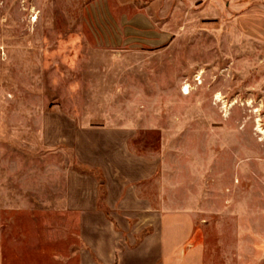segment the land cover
<instances>
[{
  "label": "crops",
  "instance_id": "crops-1",
  "mask_svg": "<svg viewBox=\"0 0 264 264\" xmlns=\"http://www.w3.org/2000/svg\"><path fill=\"white\" fill-rule=\"evenodd\" d=\"M45 1L53 46L27 50L62 91L6 131L36 160L0 177V264H264V0ZM18 216L53 217L37 255Z\"/></svg>",
  "mask_w": 264,
  "mask_h": 264
},
{
  "label": "rangeland",
  "instance_id": "rangeland-1",
  "mask_svg": "<svg viewBox=\"0 0 264 264\" xmlns=\"http://www.w3.org/2000/svg\"><path fill=\"white\" fill-rule=\"evenodd\" d=\"M44 5L45 3H41L40 0H0V177L23 176L28 175L29 169L33 171L30 166L32 161L36 160V153L28 144L19 146L21 143L19 137L8 135L6 131H31L29 123L36 120L38 110L43 108L42 103L53 108L57 103L59 90L62 91L54 87V72L43 71L45 61L53 57L36 55L34 50L28 54L27 50L53 46L52 40L33 38L38 32L52 33L53 26L47 22L59 16L55 14L53 8ZM197 44L198 41H194L195 47ZM197 58L195 56L194 60ZM206 58L209 67L216 66L215 69L211 68L206 72V80L214 82L217 79L229 78V73L221 72L219 69L225 63L223 57L211 55ZM238 63L240 65L244 60L238 57ZM232 76H236L237 79L246 78L241 67ZM194 79L197 80V77ZM238 90H242L244 94V88ZM27 117H31L32 120ZM239 117L241 118V112ZM243 125L244 123L241 126ZM257 129L258 134L256 131L253 134L255 141L264 140V131L261 130L259 121ZM242 133L239 140L245 142V131ZM15 222L18 228L14 239L8 243L9 250L19 255H37V225L42 226L43 223L49 225L53 222V217H40L39 220L37 216H18L15 217ZM6 229L5 216L0 215V246L5 254ZM208 233V241L212 242L213 232ZM45 235L48 238V232ZM209 250L212 253V249Z\"/></svg>",
  "mask_w": 264,
  "mask_h": 264
},
{
  "label": "built area",
  "instance_id": "built-area-1",
  "mask_svg": "<svg viewBox=\"0 0 264 264\" xmlns=\"http://www.w3.org/2000/svg\"><path fill=\"white\" fill-rule=\"evenodd\" d=\"M196 81L199 82L198 79H197ZM188 88H189V87H187V86H182V92H183V93H187V92L189 91Z\"/></svg>",
  "mask_w": 264,
  "mask_h": 264
},
{
  "label": "bare ground",
  "instance_id": "bare-ground-1",
  "mask_svg": "<svg viewBox=\"0 0 264 264\" xmlns=\"http://www.w3.org/2000/svg\"><path fill=\"white\" fill-rule=\"evenodd\" d=\"M188 93V92H187ZM260 130V129H259Z\"/></svg>",
  "mask_w": 264,
  "mask_h": 264
}]
</instances>
